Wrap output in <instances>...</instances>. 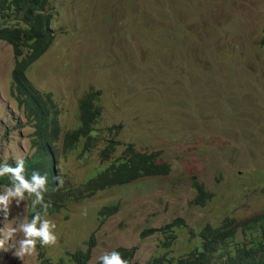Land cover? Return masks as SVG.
Returning <instances> with one entry per match:
<instances>
[{"label":"rangeland","instance_id":"1","mask_svg":"<svg viewBox=\"0 0 264 264\" xmlns=\"http://www.w3.org/2000/svg\"><path fill=\"white\" fill-rule=\"evenodd\" d=\"M46 10L54 41L24 74L52 96L60 137L75 125L80 98L97 90V127L117 141L113 154L126 144L158 151L169 171L67 200L33 235L27 196L3 188L0 264H38L39 252L55 264L90 237L86 264L118 247H134L129 263L146 264L161 237L141 232L176 217L193 231L232 217L235 242H246L241 224L264 215V0H51ZM12 54L0 40V164L33 151L32 128L9 93ZM99 147L81 157L59 139L61 181H80ZM194 181L212 194L203 206L192 203ZM108 204L116 209L97 219ZM187 237L174 249L188 247Z\"/></svg>","mask_w":264,"mask_h":264},{"label":"trees","instance_id":"2","mask_svg":"<svg viewBox=\"0 0 264 264\" xmlns=\"http://www.w3.org/2000/svg\"><path fill=\"white\" fill-rule=\"evenodd\" d=\"M50 1L0 0V40L12 47L15 61L10 70L9 93L32 128L29 142L33 149L30 155L16 163L0 164V191L14 188L27 196L30 235L44 214L58 211L67 200L85 199L95 191L169 171L167 163L157 161L158 151L143 153L126 144L118 155L113 154L117 141L97 127L101 110L95 97L97 90L80 98L75 125L60 137L56 103L50 93L38 90L24 74L54 39L49 27L52 14L46 10ZM59 139L63 151H76L81 157H87L93 146H100L97 149L98 162L76 183L61 181L57 172L55 145ZM193 187L192 203L203 206L211 198V192L197 181L193 182ZM115 209L114 205H105L97 211L96 218L109 215ZM235 228L234 218L224 217L218 225L205 223L193 231L186 227L182 218L176 217L160 227L145 229L141 232L142 237L150 234L161 237L160 245L146 264H264V215L241 224V232L248 233L246 242H235ZM185 231H188V247L184 242L181 249L175 250L173 245ZM93 246L90 237L84 249L66 252L55 264H86ZM134 249L118 247L94 264H121V261L131 264ZM37 259L38 264H51L41 252Z\"/></svg>","mask_w":264,"mask_h":264},{"label":"clouds","instance_id":"3","mask_svg":"<svg viewBox=\"0 0 264 264\" xmlns=\"http://www.w3.org/2000/svg\"><path fill=\"white\" fill-rule=\"evenodd\" d=\"M51 20H52V16H51ZM51 20H50V22H51ZM49 27H50V24H49ZM50 29H51V28H50ZM51 31H52V30H51ZM52 33H53V32H52ZM53 35H54V34H53ZM53 41H54V39H53ZM53 41H52V42H53ZM29 146H30V142H29ZM30 147H31V146H30ZM20 160H21V159H20ZM20 160H19V161H20Z\"/></svg>","mask_w":264,"mask_h":264}]
</instances>
